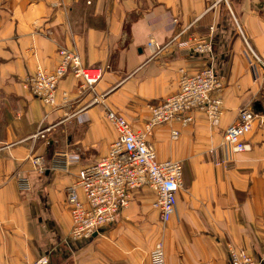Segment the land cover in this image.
Listing matches in <instances>:
<instances>
[{"label":"crops","instance_id":"0c3cea01","mask_svg":"<svg viewBox=\"0 0 264 264\" xmlns=\"http://www.w3.org/2000/svg\"><path fill=\"white\" fill-rule=\"evenodd\" d=\"M192 37L210 39L211 51L184 48ZM248 47L264 63V0H0V264L42 255L50 264H151L159 240L166 264H229V246L258 256L264 67ZM59 48L76 51L102 76L89 90L67 75L48 105L23 82L37 67L53 69ZM210 64L221 81L219 123L196 111L190 124L158 125L149 138L158 160L183 165L171 219L159 220L144 187L113 224L72 240L65 188L116 139L106 110L141 130L149 107L177 91L182 72ZM242 108L254 119L245 136L250 149L236 153L221 141Z\"/></svg>","mask_w":264,"mask_h":264},{"label":"built area","instance_id":"2783aa9c","mask_svg":"<svg viewBox=\"0 0 264 264\" xmlns=\"http://www.w3.org/2000/svg\"><path fill=\"white\" fill-rule=\"evenodd\" d=\"M154 45L157 51L160 50L157 44ZM182 46L196 54L209 53L212 49L208 38L192 37ZM248 49L264 67L252 49ZM80 59L73 50L58 49V62L54 69L37 67L24 80V87L33 97L48 105L55 103L59 79L66 73L79 80V89H93L102 76L101 69L84 66ZM220 82V75L213 64L194 73L182 72L177 91L149 107V118L141 130L134 129L125 117L115 111L108 112L116 139L106 155L79 169L75 181L65 188L71 219L69 237L72 240L89 239L100 227L113 224L118 214L129 205L134 192L144 187L153 192L152 207L158 212L159 220L165 223L171 219L175 211L176 190L183 185V165L173 159L158 160L149 138L158 125L172 122L183 126L190 124L196 111L203 112L210 125H217L222 114V99L214 93L220 90ZM253 119L249 109H240L235 121L225 128L221 143L236 153L249 150L245 136L251 130ZM171 136L176 138L178 131L172 130ZM37 162L35 159L34 164L42 172L43 167ZM21 187H26L24 182ZM227 251L229 264H264V250L258 256L249 255L234 246H229ZM150 263L166 264L164 245L160 240L155 242L150 252ZM28 264H50V260L42 255Z\"/></svg>","mask_w":264,"mask_h":264},{"label":"rangeland","instance_id":"374dc122","mask_svg":"<svg viewBox=\"0 0 264 264\" xmlns=\"http://www.w3.org/2000/svg\"><path fill=\"white\" fill-rule=\"evenodd\" d=\"M179 34H177L176 36H174L173 37V40L178 36ZM59 49H61V48H59ZM74 51V50H73ZM76 52V51H75ZM57 55H58V51H57ZM79 55V54H78ZM80 57V56H79ZM81 60V59H80ZM57 62H58V60H57ZM57 64V63H56ZM83 64V63H82ZM56 66V65H55ZM54 69V68H53ZM67 75H71V74H68V73H66L64 76H62L59 80L61 81L62 79H64ZM59 81V82H60ZM96 85V84H95ZM23 86H24V82H23ZM94 99H96V98H94ZM55 101H56V99H55ZM94 101H97V99L96 100H94ZM93 101V102H94ZM55 104V103H54ZM53 104V105H54ZM110 111V109H107L106 110V117H107V114H108V112ZM117 114H119V115H121V116H123L122 114H120L119 112H117V111H115ZM124 117V116H123ZM107 119H108V117H107ZM109 120V119H108ZM110 121V120H109ZM111 122V121H110ZM112 123V122H111ZM113 125V124H112ZM223 138V137H222ZM238 249V248H237Z\"/></svg>","mask_w":264,"mask_h":264}]
</instances>
